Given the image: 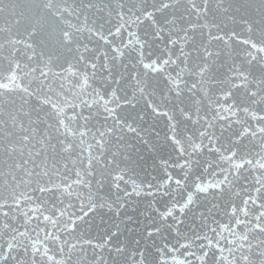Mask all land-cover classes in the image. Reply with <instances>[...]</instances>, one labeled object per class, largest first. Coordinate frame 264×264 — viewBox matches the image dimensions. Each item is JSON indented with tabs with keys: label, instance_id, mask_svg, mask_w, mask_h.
<instances>
[{
	"label": "snow or ice",
	"instance_id": "1",
	"mask_svg": "<svg viewBox=\"0 0 264 264\" xmlns=\"http://www.w3.org/2000/svg\"><path fill=\"white\" fill-rule=\"evenodd\" d=\"M0 264H264V0H0Z\"/></svg>",
	"mask_w": 264,
	"mask_h": 264
}]
</instances>
